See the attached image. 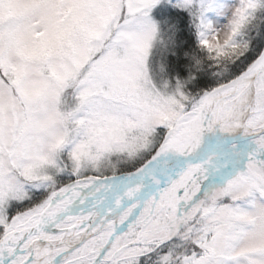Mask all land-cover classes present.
<instances>
[{"label":"snow or ice","instance_id":"snow-or-ice-1","mask_svg":"<svg viewBox=\"0 0 264 264\" xmlns=\"http://www.w3.org/2000/svg\"><path fill=\"white\" fill-rule=\"evenodd\" d=\"M0 264H264V0H0Z\"/></svg>","mask_w":264,"mask_h":264}]
</instances>
